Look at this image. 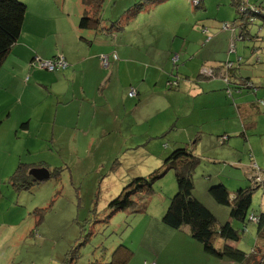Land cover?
Instances as JSON below:
<instances>
[{
    "label": "rangeland",
    "instance_id": "obj_1",
    "mask_svg": "<svg viewBox=\"0 0 264 264\" xmlns=\"http://www.w3.org/2000/svg\"><path fill=\"white\" fill-rule=\"evenodd\" d=\"M138 1L106 0L102 23L110 27L125 9ZM167 1L162 0V4ZM60 2L64 10L51 12L53 23L61 27L79 25L87 6L81 7L80 0ZM239 2L264 8V0ZM236 5V0H204L200 7H195L190 0H169L163 8L139 14L128 24L123 37L112 35L115 44L128 50L119 51L120 60L137 61L134 66L140 63L137 74L131 75L125 68L126 62L121 61L120 74L126 88L122 94L111 92L115 110L125 111L124 106L133 108L139 100L150 105L154 91L164 90L159 104L151 105L146 111L139 108L134 114V118L140 119L139 126L134 127L140 146L121 149L114 143L119 138L115 134L102 137V142L92 145L99 136L97 131H91L74 144H67L68 136L56 133L47 139L64 138L65 146L49 140L47 145L33 146L29 151L30 141L22 137L19 145L23 141L29 145L25 151V144L16 147L15 155L21 156L18 158L27 160L30 166L36 162L50 164L49 168L57 171L37 187L17 191L13 210L3 211L0 205V264H112L120 246L130 247L135 253L128 264H153L149 233L142 232L138 237L140 224L132 223L133 217L141 214L129 210L110 217L109 203L133 179L149 176L162 167L174 150L187 143L194 145V154L201 159L194 175V196L221 225L230 221L232 208L215 202L209 189L226 184L234 194L242 187H253L250 180L256 162L258 171L264 174V38H261L264 22L257 18L250 27L251 36L258 34L259 38L242 41L241 24L233 28L239 23ZM261 27L263 32H259ZM112 52L108 50L110 54H106L110 64L114 60ZM118 60L119 57L115 61ZM112 67L104 69L111 72ZM32 73H27L23 81L30 79L33 85ZM241 78L250 81L252 89L241 91L240 84L244 82ZM131 81L139 89L140 99L128 97L134 88L129 89ZM167 84L179 88L168 89ZM195 85L203 91L192 98L189 94ZM167 98L171 100L169 104ZM55 110L53 99V115ZM39 114L38 109L35 117ZM83 128L93 129L89 121ZM153 185L154 194L146 203L147 212L155 217L165 215L178 191L174 171ZM4 186L9 188L7 184ZM261 214H264V186L254 190L249 211V216ZM233 225L244 229L239 222L234 221ZM245 227L240 241L232 242V246L248 255L254 250L264 255V238L258 236V224L248 222ZM261 255L259 258H264ZM223 263L235 264L227 258ZM167 264L192 263L171 258ZM193 264L203 263L196 260Z\"/></svg>",
    "mask_w": 264,
    "mask_h": 264
},
{
    "label": "crops",
    "instance_id": "obj_2",
    "mask_svg": "<svg viewBox=\"0 0 264 264\" xmlns=\"http://www.w3.org/2000/svg\"><path fill=\"white\" fill-rule=\"evenodd\" d=\"M22 1L28 3L27 7H29L22 34L0 69V205L3 211L13 210V201L17 196V191H23L16 188L15 183L12 182L13 176L18 175V179L24 184L34 183L37 187L43 182H37L30 176L31 169L46 167L51 173V178L52 174L57 171L56 168L51 170L50 164L36 162L34 166H30L26 164L27 160L18 158L21 156L17 157L15 151L19 145L18 141L23 140L22 137H28L31 144L28 150L31 151L33 146L40 148L47 145L49 140L55 141L54 138L47 139V137L56 133H60L62 137L68 136L67 144H74L80 141L81 136L97 131L99 139H95L92 145L97 144L98 141L102 142L100 140L102 137L115 134L119 136L114 142L115 145L121 149L130 150L134 146L139 147L138 144L141 143L137 140L139 134L134 131V127L139 126L140 119L134 118V114L139 108L146 111L151 105L159 104V97L164 91H154V101L150 105L141 104L139 100L133 108L124 106L125 111L117 112L116 103L111 101L110 94L114 90L120 94L125 91L126 87L123 86L120 74L123 68L121 61L124 59L120 60L119 51L127 52L128 50L118 46V43L115 44L112 35L115 33L123 37L132 20L124 26L123 31L111 29L118 20L110 27L102 23L98 30H80L78 24L61 27L56 26L51 18V12L64 10V5L60 7V0L56 2ZM167 3L169 0L153 8H163ZM147 12L138 13L135 18ZM108 50H113L112 53L119 57L118 61H113L111 72L104 69L100 61V56L106 55ZM59 53L64 55L70 64L67 70L61 72L32 70L30 63L36 58L48 60ZM124 61L127 72L136 75L140 63L134 66L137 61L133 62L130 59ZM29 72H33L32 77L35 79L33 85L30 84V79L23 81ZM165 79L166 76H164V81ZM19 86L22 87L20 90ZM129 86L127 88L134 87L137 90L135 96L140 99L139 89L135 86V82L131 81ZM196 87L192 88L189 94L192 98L197 97L200 91H203L201 87ZM165 94L169 96L168 92ZM53 99L56 105L55 115L51 113ZM47 101L49 102L46 103ZM166 101L169 104L171 100L167 98ZM42 107L45 108L43 111H41ZM38 109L40 114L35 117ZM82 121H85V124H81ZM87 121L90 122L92 130L83 128ZM129 135L132 136L131 139ZM55 142L60 146L66 144L64 138ZM11 143L13 146H10ZM180 143L175 142V145ZM24 144L26 145L23 148L25 151L29 145L27 141H23L19 146ZM17 162L23 165L24 170L26 169L21 174L18 172L20 165L16 167ZM12 165L13 167L10 168ZM8 169L10 171L13 169V171L7 172ZM4 184H7L9 188H6ZM224 186L227 188L226 184ZM235 194L236 192L231 194V197L234 198ZM163 215L158 214L155 217L154 214L147 212L133 217L132 223L140 224L137 226L139 229L136 235L141 237L143 232V234L149 233L151 237L153 264H167L171 258L192 264L196 260L203 264H224V258L205 252L203 245L192 238L188 227L175 230L164 224ZM224 245L234 247L231 241L223 243L222 246ZM144 261L148 262V260Z\"/></svg>",
    "mask_w": 264,
    "mask_h": 264
},
{
    "label": "trees",
    "instance_id": "obj_3",
    "mask_svg": "<svg viewBox=\"0 0 264 264\" xmlns=\"http://www.w3.org/2000/svg\"><path fill=\"white\" fill-rule=\"evenodd\" d=\"M105 1L106 0H81V4L87 6V9L83 10L84 12L81 16L79 22L80 30L99 29L102 23V12ZM203 1L204 0H202V3ZM236 1L239 23L235 24L234 28H236L238 24H241V40L244 41L248 37L250 39H254V37L259 38L258 34L251 36L250 27L255 25L254 23L257 18H260L264 22V8L258 4H241L239 2L240 0ZM161 3L162 0H139L132 7L126 9L123 16L114 23L111 29L123 31L124 26L133 20L138 13L149 11ZM244 7L248 8L246 12L241 11ZM27 11L28 7L26 3L21 0H0V69L21 37ZM259 32H263L262 27ZM261 38H264V35H262ZM111 65L112 64H110L108 68H110ZM242 81L244 82L240 84L242 88L240 89L241 91L244 88L252 89L250 81L243 79ZM167 87L168 89H177L179 85L167 84ZM133 90L137 92L135 88H132L128 93L129 98L135 97L130 96ZM242 133L246 135V131ZM180 145H182V143ZM193 150L194 145L187 143L185 146L174 150L164 160L162 167L152 172L149 176L133 179L122 190L120 195L109 203L108 208L110 217H113L119 212H131L129 210H133V213L145 214L148 208L146 203L150 201L152 194H154V182L173 170L178 185V191L171 199L169 207L162 218L163 223L175 230L188 227L192 238L200 242L205 252L210 255L224 259L227 258L235 264H264V258H259L262 254L260 251L254 250L252 254L248 255L234 247L228 245L222 246L223 243L227 241L239 242L243 231L246 229V224L248 222H253V217L256 219L255 223L258 224V236H263L264 238V214L260 216H249V211L253 204L254 190L264 186V183L256 184L251 176L250 182L253 187L239 189L234 198L231 197V193L223 184L211 187L209 193L214 201L220 205L232 208L230 221L221 225L216 216L200 202V199L194 196V175L201 163V159L194 154ZM19 168L20 170H18V172L21 174L24 167L20 165ZM53 175L54 174H52V177ZM13 177L14 180H12V182L15 183L16 188L19 190H31L35 186L34 183L24 184L23 181L18 179V175L17 177ZM234 221L241 223L244 229L240 230L236 228L233 225ZM131 255L133 254L128 247L120 246L113 255L112 264H128ZM261 256L264 257V255Z\"/></svg>",
    "mask_w": 264,
    "mask_h": 264
},
{
    "label": "built area",
    "instance_id": "obj_4",
    "mask_svg": "<svg viewBox=\"0 0 264 264\" xmlns=\"http://www.w3.org/2000/svg\"><path fill=\"white\" fill-rule=\"evenodd\" d=\"M192 5L195 7L201 6L202 0H190ZM249 6V5H248ZM248 8H242V12H246ZM258 12V11H257ZM260 12V11H259ZM235 26V25H234ZM228 27V26H224ZM234 28V27H233ZM113 59L117 60L118 56L117 54L113 55ZM101 62L104 68H108L110 66V57L107 55H103L101 58ZM32 68L38 69V70H46V71H65L69 68V62L67 61L66 57L62 54H58L55 58L49 59V60H43L36 58L31 63ZM173 85V84H171ZM176 85V84H175ZM136 91L133 90L130 94V96H135ZM252 171L254 172V176L252 177L256 184L264 183V174L258 173V166L256 164L253 165ZM252 221L255 222L256 219L253 217Z\"/></svg>",
    "mask_w": 264,
    "mask_h": 264
},
{
    "label": "water",
    "instance_id": "obj_5",
    "mask_svg": "<svg viewBox=\"0 0 264 264\" xmlns=\"http://www.w3.org/2000/svg\"><path fill=\"white\" fill-rule=\"evenodd\" d=\"M30 176H32L37 182H44L51 178L50 171L44 168H33L29 172Z\"/></svg>",
    "mask_w": 264,
    "mask_h": 264
}]
</instances>
